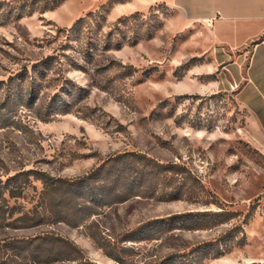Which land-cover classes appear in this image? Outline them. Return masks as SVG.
Instances as JSON below:
<instances>
[{
	"label": "rangeland",
	"instance_id": "obj_1",
	"mask_svg": "<svg viewBox=\"0 0 264 264\" xmlns=\"http://www.w3.org/2000/svg\"><path fill=\"white\" fill-rule=\"evenodd\" d=\"M145 7L142 0H0V243L53 232L95 264H120L100 248L103 236L128 249L124 264H151L237 226L244 235L200 264H264V150L223 66L210 67L212 34L199 24L183 28L165 4ZM132 152L186 166L204 190L178 201L134 197L93 206L79 227H30V211L43 205L30 170L76 179ZM214 198L235 219L121 240L151 220L220 211L207 204ZM22 215L29 220L15 222ZM8 255L0 253V261Z\"/></svg>",
	"mask_w": 264,
	"mask_h": 264
},
{
	"label": "trees",
	"instance_id": "obj_2",
	"mask_svg": "<svg viewBox=\"0 0 264 264\" xmlns=\"http://www.w3.org/2000/svg\"><path fill=\"white\" fill-rule=\"evenodd\" d=\"M133 17L119 19L118 26L124 25ZM98 20L99 24L105 21V13H101ZM82 23L83 19H79L74 27ZM112 33L113 31L107 37ZM31 89L30 98L34 87ZM29 172L30 184L31 178L42 184L38 198L43 204L40 205L41 212L38 209L30 211V227L59 222L79 227L86 217L95 214L93 206L123 203L134 197L178 201L190 196L196 188L204 190L201 181L186 166L161 163L137 152L111 156L88 174L76 179L52 177L36 170ZM22 174L29 175L27 172ZM14 179L13 177L9 182ZM213 200L207 204L217 205L220 211L189 212L151 220L123 233L121 240L138 242L159 239L172 230H208L226 224L238 215L235 211L220 207L217 199ZM26 220H29L28 216L22 215L15 222ZM239 229L240 227L234 226L211 243L151 264H200L201 260L212 253L214 256H221L224 252L221 249L222 244L237 238L239 234L244 235ZM100 240V248L108 257L120 264L125 263L121 255L128 251L127 248L120 247L103 236ZM0 253L10 254L6 260L2 258L0 264H95L87 259L74 243L53 232L30 238L5 240L0 243Z\"/></svg>",
	"mask_w": 264,
	"mask_h": 264
},
{
	"label": "crops",
	"instance_id": "obj_3",
	"mask_svg": "<svg viewBox=\"0 0 264 264\" xmlns=\"http://www.w3.org/2000/svg\"><path fill=\"white\" fill-rule=\"evenodd\" d=\"M165 4L183 28L199 24L212 34L210 67L236 90L254 141L264 150V0H142ZM145 7V8H146ZM224 52V53H222Z\"/></svg>",
	"mask_w": 264,
	"mask_h": 264
}]
</instances>
